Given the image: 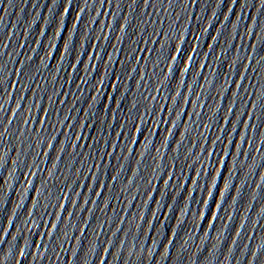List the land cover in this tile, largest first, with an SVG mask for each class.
<instances>
[{
  "label": "snow or ice",
  "instance_id": "6c2138e0",
  "mask_svg": "<svg viewBox=\"0 0 264 264\" xmlns=\"http://www.w3.org/2000/svg\"><path fill=\"white\" fill-rule=\"evenodd\" d=\"M177 52H179V48H177ZM172 59L174 60V59H175V57H174V56H172ZM189 59H191V57H190ZM49 147H51V144H49ZM21 255H23V252H21Z\"/></svg>",
  "mask_w": 264,
  "mask_h": 264
}]
</instances>
